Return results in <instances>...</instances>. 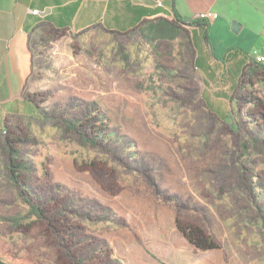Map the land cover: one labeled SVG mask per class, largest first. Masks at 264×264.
<instances>
[{
	"label": "rangeland",
	"instance_id": "1",
	"mask_svg": "<svg viewBox=\"0 0 264 264\" xmlns=\"http://www.w3.org/2000/svg\"><path fill=\"white\" fill-rule=\"evenodd\" d=\"M45 31L22 89L0 90V259L264 264V74L197 60L165 16Z\"/></svg>",
	"mask_w": 264,
	"mask_h": 264
},
{
	"label": "crops",
	"instance_id": "2",
	"mask_svg": "<svg viewBox=\"0 0 264 264\" xmlns=\"http://www.w3.org/2000/svg\"><path fill=\"white\" fill-rule=\"evenodd\" d=\"M176 14L185 21L214 17L205 19L209 44L204 29L192 27L202 40L197 60L205 51L206 62L231 66L238 77L256 67L253 55L264 46V0H0V90L22 89L34 70L30 44L45 28L78 39L95 27L123 33Z\"/></svg>",
	"mask_w": 264,
	"mask_h": 264
},
{
	"label": "trees",
	"instance_id": "3",
	"mask_svg": "<svg viewBox=\"0 0 264 264\" xmlns=\"http://www.w3.org/2000/svg\"><path fill=\"white\" fill-rule=\"evenodd\" d=\"M175 21L177 23H179L180 25H185V26H191V27L204 29V39L209 44V38H208V34H207V29H208L209 25H208V23L206 22L205 19L198 18V19H193L191 21H185L178 14H176ZM153 25H154L153 22H152V24H148V28L152 29L154 27ZM135 31H137V30H135ZM80 37H82V36H80ZM34 61H35V57H34ZM253 63L256 65V67H255L256 72L264 74V66L260 65L258 63H255L254 61H253ZM246 72H247V70L244 72V76L246 75ZM17 170H18V165L15 164V160H14V161L11 162V165H10V172H11L13 178L16 177L15 173L18 172ZM182 231L184 232L186 237H188V239H190V241H192L194 244H196L197 247L200 248V249L208 250V249H215L217 247L216 244L213 243V242L208 243L206 238H205V236H204V233L201 230H199V229H189L188 230L189 232H187V230H183L182 229ZM154 239H156V238H154ZM156 240H158V239H156ZM158 241H159L158 242V244H159L161 241L160 240H158ZM0 264H7V263L0 259Z\"/></svg>",
	"mask_w": 264,
	"mask_h": 264
},
{
	"label": "built area",
	"instance_id": "4",
	"mask_svg": "<svg viewBox=\"0 0 264 264\" xmlns=\"http://www.w3.org/2000/svg\"><path fill=\"white\" fill-rule=\"evenodd\" d=\"M34 14H38V12H35ZM203 19L213 20V16H210L208 14H203L200 16ZM253 61L255 63H263L264 64V46L263 49L260 52H257L253 55Z\"/></svg>",
	"mask_w": 264,
	"mask_h": 264
},
{
	"label": "flooded vegetation",
	"instance_id": "5",
	"mask_svg": "<svg viewBox=\"0 0 264 264\" xmlns=\"http://www.w3.org/2000/svg\"><path fill=\"white\" fill-rule=\"evenodd\" d=\"M117 33V32H116ZM30 48L32 49V51H34L33 53H34V55H32L33 57H32V62H33V64H34V57H35V53H36V45H35V43L32 41V43L30 44ZM36 58V57H35ZM187 232H189L188 230H187ZM184 233V232H183ZM189 241H190V239H189ZM190 242H192V241H190ZM193 243V242H192ZM194 244V243H193ZM194 245H196V244H194ZM197 246V245H196Z\"/></svg>",
	"mask_w": 264,
	"mask_h": 264
},
{
	"label": "bare ground",
	"instance_id": "6",
	"mask_svg": "<svg viewBox=\"0 0 264 264\" xmlns=\"http://www.w3.org/2000/svg\"><path fill=\"white\" fill-rule=\"evenodd\" d=\"M258 64H260V65H263V66H264V64H263V63H258Z\"/></svg>",
	"mask_w": 264,
	"mask_h": 264
},
{
	"label": "water",
	"instance_id": "7",
	"mask_svg": "<svg viewBox=\"0 0 264 264\" xmlns=\"http://www.w3.org/2000/svg\"><path fill=\"white\" fill-rule=\"evenodd\" d=\"M235 26H236V24H235Z\"/></svg>",
	"mask_w": 264,
	"mask_h": 264
}]
</instances>
